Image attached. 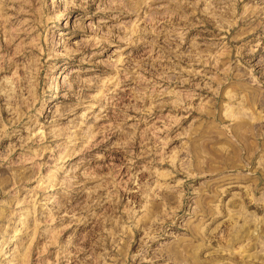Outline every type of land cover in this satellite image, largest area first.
I'll return each instance as SVG.
<instances>
[{"label":"rangeland","instance_id":"374dc122","mask_svg":"<svg viewBox=\"0 0 264 264\" xmlns=\"http://www.w3.org/2000/svg\"><path fill=\"white\" fill-rule=\"evenodd\" d=\"M0 264H264V0H0Z\"/></svg>","mask_w":264,"mask_h":264}]
</instances>
